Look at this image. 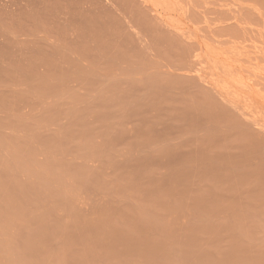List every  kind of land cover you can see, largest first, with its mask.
<instances>
[{
	"label": "rangeland",
	"instance_id": "1",
	"mask_svg": "<svg viewBox=\"0 0 264 264\" xmlns=\"http://www.w3.org/2000/svg\"><path fill=\"white\" fill-rule=\"evenodd\" d=\"M0 161L166 195L264 264V0H0Z\"/></svg>",
	"mask_w": 264,
	"mask_h": 264
},
{
	"label": "crops",
	"instance_id": "2",
	"mask_svg": "<svg viewBox=\"0 0 264 264\" xmlns=\"http://www.w3.org/2000/svg\"><path fill=\"white\" fill-rule=\"evenodd\" d=\"M121 185L0 161V264H235L197 225L166 226V195ZM180 202L196 216V197Z\"/></svg>",
	"mask_w": 264,
	"mask_h": 264
}]
</instances>
